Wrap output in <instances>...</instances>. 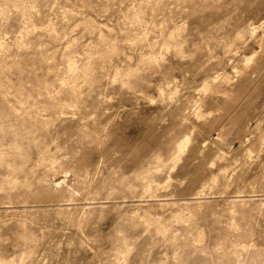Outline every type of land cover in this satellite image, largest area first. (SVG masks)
<instances>
[{"label":"rangeland","instance_id":"374dc122","mask_svg":"<svg viewBox=\"0 0 264 264\" xmlns=\"http://www.w3.org/2000/svg\"><path fill=\"white\" fill-rule=\"evenodd\" d=\"M0 264H264V0H0Z\"/></svg>","mask_w":264,"mask_h":264}]
</instances>
